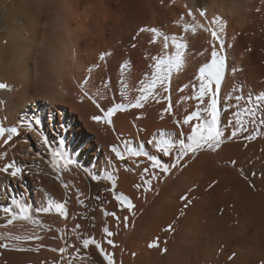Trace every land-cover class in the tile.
<instances>
[{
    "label": "bare ground",
    "instance_id": "1",
    "mask_svg": "<svg viewBox=\"0 0 264 264\" xmlns=\"http://www.w3.org/2000/svg\"><path fill=\"white\" fill-rule=\"evenodd\" d=\"M4 8L8 11L0 17V83H7L11 90H0V121L11 127L25 116L38 115L43 121V134L51 141V150H62L75 163L67 168L61 165L62 170L57 173L52 167L51 152L41 147L35 132L21 129V135L13 137L8 145L0 141V167L15 161L23 168L18 177L0 173V209L15 208L13 197L33 208L46 206L51 198L54 203H63L67 212L66 216L61 215L53 207L49 213H34L38 224L17 220L11 225H7L10 217L0 212V243L40 247L39 251L0 249V258L11 257L13 264H57V260L60 264H103L102 254L94 244L83 247L84 239H95L105 253L112 255L115 264H192L194 259L205 264L201 255L205 244L214 248H210L213 264H264L262 0H216L215 4L212 0H75L73 9L78 23L88 29L71 42L75 61L68 59L69 45L57 32L45 27L48 17L27 11L16 0ZM201 10L206 11V16H200ZM189 11L195 19L188 16ZM215 16H221L226 24L220 33L223 49L199 27L203 24L216 28L211 24ZM141 28H155L163 35L141 32ZM163 36L169 38L167 50L163 48ZM173 39L188 47L183 65L173 68L170 74L168 92L158 84L154 94L142 102L143 107L119 112L112 117L111 125L93 121V116L103 113L83 96L81 87L105 109L116 103H135L142 94L140 90L147 89L155 75L154 58L174 55ZM213 43L228 65L220 92L219 126L224 136L241 107L240 97L243 100L250 85L262 92L263 125H259V136L248 130L252 139L243 141L245 144L224 142L217 154L202 149L195 155L189 153L177 164L179 153L175 149L170 156H163L154 144L162 136L175 145L188 142L192 125H184L182 120L203 107L195 98L199 91L197 78L199 68L210 62ZM100 56L105 59L100 60ZM121 92L126 95L121 96ZM205 101L210 103V98L206 96ZM178 120L180 124L176 123ZM113 146L124 153L125 159L116 157ZM128 147L142 155H129ZM144 153L156 155L170 171L152 168ZM231 161L235 162L234 169L227 163ZM172 164L176 167L172 168ZM207 172L220 179V190L227 192L223 196L230 200L229 205L218 209L221 214L213 217L212 225H205L202 221L212 211L209 206L194 203L183 222L176 225L174 218L181 199L194 189L197 192L190 195L198 198V192L211 177ZM128 202L134 207L129 208ZM105 228L113 235L107 236ZM32 234L42 239L23 243L7 239L9 235ZM109 239L115 246L107 243ZM169 241L172 242L168 244ZM60 248L66 251L61 254L50 250ZM192 249L198 254H191Z\"/></svg>",
    "mask_w": 264,
    "mask_h": 264
},
{
    "label": "snow or ice",
    "instance_id": "2",
    "mask_svg": "<svg viewBox=\"0 0 264 264\" xmlns=\"http://www.w3.org/2000/svg\"><path fill=\"white\" fill-rule=\"evenodd\" d=\"M264 2V0H262ZM55 8L58 11H63L65 8V5L63 3V0H56ZM259 11V9H257ZM200 16L204 17L206 16V11L201 10ZM188 16H192L193 19L195 17L193 16V13L191 11L188 12ZM212 25H216V28L213 27H205L203 24H200L199 27L203 29L204 32L210 33L212 40L217 41L219 43V48L223 49L225 47L224 40L222 39L220 33H223L225 31V21L222 19L221 16H215L211 20ZM188 28H185V31H187ZM141 32L144 31H150L155 33L156 35H163V33H160L155 28H149V29H140ZM192 31L194 32L195 29L193 28ZM164 39V50L168 49V37L163 36ZM173 43L175 44L176 51L174 55H165L164 58H154L155 59V75L151 79V82L148 84L147 89H141V95L138 99H136L135 103H116L114 106H109L107 109L101 107L100 103L97 102V100L90 96L87 91L83 90V87H81V91L83 92V96L87 97L89 100H91L97 109L100 110L103 115H95L92 117V120L97 123H106L108 125H111L113 123L112 117L121 111L126 110L127 108H141L143 107V101L148 100L150 95L154 94L155 89L157 88V85L163 89L165 93L168 92L167 82L169 80L170 74L172 73L173 68L179 69L183 63H184V56L185 52L184 50L188 47L187 44L183 42L176 41L173 39ZM104 56H100V60H104ZM225 70H226V59L225 56L221 54L220 51L217 50L216 44H212V50H211V59L210 62H206L203 64L202 67L199 68V76H198V94L195 96V98L200 102L203 107L199 108L198 110L192 112L190 115H187L183 118L182 123L184 125H192L191 126V132L190 135L187 136L188 142H181L179 145L173 144L169 139H165L163 136L160 140L156 141L154 144V147L156 148L157 152L162 153L163 156H170L172 154L173 149H175L179 155L176 157L177 164L180 162V160L187 156L189 153L195 155L196 153L200 152L202 149H209V150H216L219 149L223 143L224 138V131L219 126V122L221 119V109L218 106L220 101L218 100V95L220 93V85L221 82L225 78ZM91 71V69H89ZM88 81L85 80L84 84H87ZM215 85V88L213 87ZM0 90H11L10 86L7 83H0ZM147 92L148 94L145 95L143 93ZM126 93L121 92V96H125ZM210 98V103L205 101V97ZM0 103H3V101H0ZM165 111H169V109H165ZM252 115H255L254 112H252ZM195 123L193 124V122ZM43 121L42 119L36 115L33 114L31 117L25 116L22 118L19 123L16 126L11 127H5L3 125V122L0 121V140L3 141L4 145H8L9 141L13 140V137H18L21 135V129L26 130L27 133H33L35 132L38 137H40L39 143L42 148H44L45 151L51 152V159H52V167L53 169L59 173L63 168H67L68 166L75 163L70 157L65 155L62 150L56 149L51 150L50 144L51 141L48 136L43 134L42 129L40 126L42 125ZM177 124H180L181 121H177ZM61 131H63V128H61ZM7 133V136L5 138V134ZM232 137H235L237 135L236 131H232L230 133ZM247 139H252L251 136L247 137ZM25 143L28 142L27 139L24 141ZM61 144L64 143V140L60 141ZM126 151L129 155L132 156H141V152L138 150H135L131 147L126 148ZM112 152L115 153L116 157L123 160L125 159V155L123 152L118 150L117 147H112ZM40 153L37 152V155ZM143 155H146L148 159L152 162V168L154 169H160L164 173H168L170 171V168L168 166H163L161 163V160L156 155H149L147 153H144ZM62 165V167H61ZM172 168L176 167V164L171 165ZM11 170V171H10ZM145 171H148V169H145ZM0 173H5L10 175L11 177H18L22 175L23 168L18 165L15 161L6 163L3 167H0ZM93 179H96V177H93ZM149 185H151V181H147ZM137 187H140V185H137ZM186 199V198H185ZM121 202L123 203V199L121 198ZM12 204L15 205V208L10 207H3L0 209V212H2L6 217H10V219H7V225H11L13 221L17 220H28L31 221L34 224L40 223L38 220H35L33 218L34 213H49L53 207H55L61 215L66 216V208L63 203L59 202H53L51 198L47 201L46 206H40L37 208H33L32 205L28 204L26 201L23 200H17L15 197L12 198ZM128 207L133 208L134 205H132L130 202H128ZM115 216V213H106ZM119 219V217H117ZM104 232L107 234V236H112L113 233L110 232L107 228L104 229ZM2 239V237H0ZM9 241H18V242H28V241H39L42 239V237L38 234H32V235H9L7 237ZM109 245H113V241L109 239L107 241ZM95 245L96 248H98L103 255L104 259L107 261V264H115L114 259L111 254L105 253L103 247L100 243H98L95 239H84L83 240V247L87 249L90 245ZM115 246V245H113ZM156 246V245H153ZM12 250L16 251H39L40 247L37 248H24L21 247L19 244H9V243H0V248L8 249L10 248ZM42 247V246H41ZM51 251H58L59 253L63 254L66 249L60 248V249H50Z\"/></svg>",
    "mask_w": 264,
    "mask_h": 264
},
{
    "label": "rangeland",
    "instance_id": "3",
    "mask_svg": "<svg viewBox=\"0 0 264 264\" xmlns=\"http://www.w3.org/2000/svg\"><path fill=\"white\" fill-rule=\"evenodd\" d=\"M211 55V54H210ZM262 64V63H261ZM263 65H261V67H262ZM262 68H264V66L262 67ZM251 88V89H250ZM248 90H250V91H248ZM252 90V91H251ZM244 93V92H243ZM260 93L262 94V92H260V91H258V90H256L255 88H253V86H249V87H246V94H245V97L243 98V100L241 99L242 97H240V100H238V101H240L241 102V107H239L238 108V111H239V114H237L238 113V111L236 112V114H237V116H236V114H234V118H231L232 119V122L230 121V123L228 124V126H230V124H231V127H228L227 126V129H226V132H227V130H228V132L225 134V136H224V140H223V146H221L218 150L216 149V151L214 150H209V149H207V148H205V150L203 149V152L205 151V152H210V153H213V154H217V153H219L222 149H223V147H224V142H226L225 143V145H229V144H231V142L232 143H240V142H242V143H244L243 141H245V143L246 142H248V139L246 138V137H248V135H247V133L249 134L250 132H253V131H255V133L257 134V136H259V132H260V127H261V125H263V123L261 122V108H262V101H261V99L260 98H262L261 97V95H260ZM255 97V98H254ZM259 97V98H258ZM246 99V100H245ZM249 99V100H248ZM252 99V100H251ZM245 101V102H244ZM255 102V103H254ZM242 103H244V104H242ZM247 104V105H246ZM259 104H261V105H259ZM243 105V106H242ZM244 108V109H243ZM240 109V110H239ZM255 109H256V112H255ZM260 110V111H259ZM254 111V113H255V115H251L252 114V112ZM251 112V113H250ZM250 113V114H249ZM46 114V116H47V120H46V122H49V116H48V112H46L45 113ZM245 114H246V116H245ZM242 115V116H241ZM247 115H249L248 117L250 118H248L247 117ZM43 116H44V114H43ZM255 116V117H254ZM237 118V119H236ZM245 118H247V119H245ZM256 118V119H255ZM243 119V120H242ZM254 119V120H253ZM236 120L238 121L239 120V123L238 122H236ZM252 121H253V123H252ZM249 122H250V124H249ZM257 122H259V123H257ZM260 122H261V124H260ZM263 122H264V120H263ZM232 123H233V125H232ZM237 123V125H236V127H235V124ZM249 125H248V124ZM251 123L253 124L252 126H250L251 125ZM255 123V124H254ZM257 123V124H256ZM239 124V125H238ZM240 124H242V125H240ZM257 125V126H256ZM259 125H260V127H259ZM248 126V127H247ZM254 126V127H253ZM232 127H234V128H232ZM259 127V128H258ZM233 129H235L234 131H236V132H239L240 133V135L237 133V135L235 136V138L234 137H232L231 135H230V133L232 132V130ZM254 129V130H253ZM256 129H258L257 131H256ZM245 130H247V131H245ZM250 132H249V131ZM252 130V131H251ZM245 131V132H244ZM259 131V132H258ZM230 132V133H229ZM258 132V133H257ZM243 133V134H242ZM245 134V135H244ZM230 135V136H229ZM239 135V136H238ZM228 137H230V138H228ZM244 139H243V138ZM228 138V139H227ZM226 139V140H225ZM238 139V140H237ZM240 139V140H239ZM243 139V140H242ZM236 140V141H235ZM244 143V144H245ZM100 147V146H99ZM99 147H98V149H99ZM218 151V152H217ZM102 153V149L100 150L99 149V154H101ZM231 167H232V169H234V163L235 162H233V161H231V162H227ZM232 163V164H231ZM208 173V172H207ZM208 175V177H210V179L208 178V183H206L205 185H204V187H203V189L201 188V190H200V193L198 192V198H197V195H190L191 193L193 194V193H195V192H197V191H195L196 189H194V190H192L190 193H188V194H186L182 199H181V201H180V203H181V207H179L178 208V211H177V214L178 215H176L175 216V220L176 221H178L177 223H176V225H178V223L180 224V222L182 221L183 222V220L185 219V216H186V214H187V211H188V208L189 207H191V206H193V204L194 203H199L198 205L200 206V204H201V206H202V204H203V207H205V208H208V206H209V209H210V211H212V212H210V213H212V215L210 216V217H208L207 219H204L202 222L205 224V225H212L211 223L213 222V217L217 214V215H219V214H221V210L222 209H224V207L225 208H227L226 206H228L229 204V201L230 200H227L226 199V196L224 197L223 195H225L227 192H224V191H222V190H220V188L222 187V185H221V182H220V179L219 178H217L216 177V175H213V173H211V174H207ZM210 175V176H209ZM213 180V181H212ZM93 181H95V182H98L97 180H93ZM219 188V189H218ZM219 191V192H218ZM105 192V191H104ZM206 192V193H205ZM221 193V194H220ZM200 196H201V198H200ZM205 196H206V198H205ZM211 196V197H210ZM188 197V198H187ZM191 198V200H189L190 198ZM186 198V199H185ZM204 198V199H203ZM96 199H98V202H99V200H100V198L99 197H97ZM114 200L116 201L117 200V202H118V198H114ZM187 200H189V201H187ZM201 200V201H200ZM207 200V201H206ZM221 200V201H220ZM200 201V202H199ZM222 202V203H221ZM186 203V204H185ZM209 203V204H208ZM206 204V205H205ZM226 204H228V205H226ZM217 205V206H216ZM226 205V206H225ZM231 206H232V203H231ZM231 206H229L230 208H231ZM182 207H184V208H182ZM220 208V209H219ZM181 209H185V210H181ZM187 209V210H186ZM218 209L220 210V211H218ZM180 210H181V214H179L180 213ZM186 211V212H185ZM219 212V213H218ZM186 213V214H185ZM185 214V215H184ZM180 215V216H179ZM181 215H183V217H182V220H180L181 219ZM207 215V214H206ZM179 216V217H178ZM177 217V218H176ZM201 218H202V216H201ZM229 217H227L226 219H228ZM174 219H173V221L172 222H174L173 224H172V227L174 228V224H175V221H174ZM190 219V218H189ZM180 220V221H179ZM26 222V221H25ZM92 222H94V217H93V219H92ZM181 222V223H182ZM27 223V222H26ZM28 223H29V221H28ZM31 223V222H30ZM231 226V225H230ZM224 228V227H223ZM172 230H175L176 231V229H172ZM203 230H205L204 228H202L201 229V231H203ZM225 230V229H224ZM175 231H172L173 233H175ZM172 241H169L168 242V244L169 243H171ZM224 245V244H223ZM205 246L206 247H204V249H203V252H202V254L201 255H204V257H205V259H206V261L204 262L205 264H213V260H212V256H213V254H211L212 252V249H214L213 248V246L211 245V244H205ZM210 246V247H209ZM212 246V247H211ZM208 247V248H207ZM91 248H93V246L91 247ZM210 248H212V249H210ZM0 249H4V248H0ZM9 249V248H8ZM11 249V248H10ZM9 249V250H10ZM7 249H5V251H6ZM8 250V251H9ZM193 250V249H192ZM192 250L190 251V253L191 254H198L197 253V251H194L193 250V252H192ZM209 250V251H208ZM211 250V251H210ZM1 251V250H0ZM4 251V250H3ZM11 251V250H10ZM206 251H208V253L209 254H207V252ZM13 252H14V250H13ZM234 253H236V252H234ZM57 254H59L58 252H57ZM99 254V253H98ZM163 255V254H162ZM209 255V256H208ZM2 255H0V257H1ZM98 256H101L100 254L98 255ZM103 256V255H102ZM101 256V260L103 261V264L105 263V264H107V262L105 261L104 262V260L105 259H102L103 257ZM6 257V256H5ZM5 257L3 256L2 258H0V260H2L4 263H5V261H6V263L5 264H13L12 263V258L10 257V259H9V257H7V259H5ZM4 258V259H3ZM10 260V261H9ZM193 261V260H192ZM7 262H10V263H7ZM58 262H59V264H60V261H58L57 260V264H58ZM96 262V261H95ZM209 262V263H208ZM1 263V262H0ZM4 263H2V264H4ZM199 264V261H196L195 259H194V261L192 262V264ZM96 264H101V263H96Z\"/></svg>",
    "mask_w": 264,
    "mask_h": 264
},
{
    "label": "clouds",
    "instance_id": "4",
    "mask_svg": "<svg viewBox=\"0 0 264 264\" xmlns=\"http://www.w3.org/2000/svg\"><path fill=\"white\" fill-rule=\"evenodd\" d=\"M16 2L23 5L29 12L48 17L45 27L57 32L65 43L69 45L70 55L68 59L75 61L76 54L74 48H71V42L81 32L86 33L88 31V29L78 23L79 18L75 15L73 9L75 0H63L65 5L63 11H58L53 7L56 0H16ZM12 3L13 0H0V17H2L4 12L8 11V9L4 8V5ZM212 3L215 4L216 0H212ZM73 24H77V27L73 28Z\"/></svg>",
    "mask_w": 264,
    "mask_h": 264
}]
</instances>
